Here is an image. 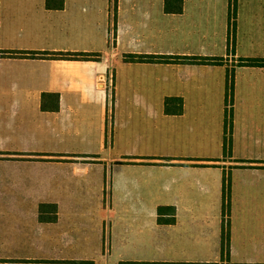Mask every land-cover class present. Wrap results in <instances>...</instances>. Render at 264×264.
Wrapping results in <instances>:
<instances>
[{
  "label": "crops",
  "instance_id": "crops-1",
  "mask_svg": "<svg viewBox=\"0 0 264 264\" xmlns=\"http://www.w3.org/2000/svg\"><path fill=\"white\" fill-rule=\"evenodd\" d=\"M185 2L181 13L118 12L124 17L115 22L111 45V12H72L66 0L61 9L47 8V0H0V50L27 53L0 57V261H78L84 226L98 234L119 205L150 214L140 232L150 236L153 248L140 245L146 253L133 257V264H264V66L239 64L241 58L264 59V12L244 14L246 20L238 12L233 42L228 13L186 12ZM165 19L171 27L164 33ZM248 21L253 27L246 33ZM122 35L129 38L125 54L224 60L123 62ZM250 35L262 53H240ZM164 37L168 43L161 47ZM41 51L102 57L29 55ZM122 91L156 97L162 115L187 119L189 144H174L175 132L159 153L84 150L93 143L104 147L102 120L110 99ZM167 97L183 99L182 114L165 113ZM227 113L232 144L225 153ZM114 146L112 140L108 147ZM42 205H48L44 215L57 219L41 220ZM168 207L175 208V220H165L171 216L167 209L159 222V209Z\"/></svg>",
  "mask_w": 264,
  "mask_h": 264
},
{
  "label": "rangeland",
  "instance_id": "rangeland-1",
  "mask_svg": "<svg viewBox=\"0 0 264 264\" xmlns=\"http://www.w3.org/2000/svg\"><path fill=\"white\" fill-rule=\"evenodd\" d=\"M164 2L165 0H66V8L72 12H93L94 17L97 12L113 13V25L111 27L110 20L106 19L108 23L106 31L110 32L111 45H114L117 32L115 22H118L123 15L122 13L118 17V12H165ZM185 4L187 6L186 12H212L214 16L216 14L220 16L224 12L228 13L229 22L231 20L229 24H231L230 28L233 32V42L236 33V23L233 21H235L238 12L243 14V20H246L244 14L250 17L254 12H264V0H186ZM37 7L44 8V5H38ZM214 16L213 19H215ZM100 19L103 20V17L100 16ZM164 22L168 25V27L166 25L163 27L165 33L171 27V23L166 19ZM252 27L253 24L248 21L246 33ZM91 34L92 31L89 35ZM250 37L251 35L247 38L248 40L241 42L242 49L240 53L242 55L247 53L251 56L262 53L261 46L250 43ZM122 38L125 46H122L121 57L118 60L121 59L120 61L124 62L129 38L125 35H122ZM163 41L161 47L168 43V37H164ZM216 41H218L216 50L219 51V37ZM253 52L255 54H251ZM114 67L117 68L118 64H115ZM144 99H149V101H144ZM156 99L153 96L140 97L123 91L116 96L115 100L112 101L111 98L109 109L102 120L106 135L104 147H101L100 143H93L94 145H84V150H102V154L112 156H117L126 150L159 153L162 151L161 149H167V145H163L166 143L164 140L175 137V132L178 135L174 144L179 147L188 145L189 142L184 140L189 137L185 123L187 119H182L183 117H165L160 109L154 107L157 104ZM112 140L115 141V146L110 150L108 146ZM110 181L111 178L108 183ZM116 207L119 209H116L115 218L108 217L106 225L102 228L99 227L98 234L94 227H89L88 224L84 226V240L79 243V246L82 247L77 248L78 261L75 262L133 264V257H136L138 253H146L140 250V245L143 244L146 251L150 252L152 250L154 241L149 238V235L140 232L143 225L147 224L150 219L149 211L121 209L119 205H116Z\"/></svg>",
  "mask_w": 264,
  "mask_h": 264
},
{
  "label": "trees",
  "instance_id": "trees-1",
  "mask_svg": "<svg viewBox=\"0 0 264 264\" xmlns=\"http://www.w3.org/2000/svg\"><path fill=\"white\" fill-rule=\"evenodd\" d=\"M183 3L184 0H165V11L170 13H181L183 12ZM46 7L49 9H61L64 7V0H47ZM230 39L232 38L233 32L230 29L229 31ZM27 53L24 51H2L0 50L1 56H11V57H22ZM31 57L39 58H58V59H74V60H100L102 57L101 53H92V52H72V51H59V52H50V51H41V52H31L29 54ZM224 58L221 57H206V56H170V55H149V54H126L124 56L125 62H147V63H170L176 61H183L191 64H212L217 65L223 63ZM240 65L248 66H264V59L259 58H241L239 60ZM229 90H230V80H229ZM58 100V96H55ZM229 97V94L228 96ZM43 107L46 108V98L43 99ZM184 110V103L181 97H167L165 100V113L170 115H179L182 114ZM229 113H227L226 124H225V138H224V150L225 153H228L232 144V123L229 119ZM225 194V208L224 215L225 218L229 214V184L225 180L224 187ZM48 205H42L41 207V220L43 221H52L56 220L57 217L54 215H44ZM53 211H56V206L52 205ZM171 212V216L165 219L167 222H173L175 220V208H161L159 209V222L165 220L162 219V212L168 211ZM228 225V223H227ZM223 232V249L226 250L229 245V233ZM27 263L28 261H23ZM17 261H0V264H19ZM51 264L55 262H49ZM60 264H90L88 262H60Z\"/></svg>",
  "mask_w": 264,
  "mask_h": 264
}]
</instances>
